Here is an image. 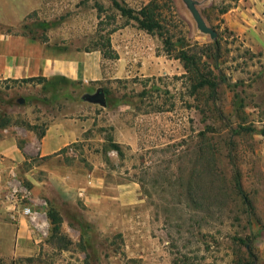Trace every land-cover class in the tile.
<instances>
[{
	"label": "rangeland",
	"instance_id": "374dc122",
	"mask_svg": "<svg viewBox=\"0 0 264 264\" xmlns=\"http://www.w3.org/2000/svg\"><path fill=\"white\" fill-rule=\"evenodd\" d=\"M28 1L24 18L5 13L19 24L0 31L101 52L105 71L92 84L0 83V127H36L42 136L56 112L94 120L63 161L32 163L68 165L70 195L52 182L34 199L48 213L65 205L67 217L102 219L104 250L120 252L124 264H244L247 245L264 264L263 0H192L216 40L185 0H119L156 12L172 55L111 0ZM181 51L192 58L187 68L176 58ZM99 91L105 107L87 100ZM37 177L49 180L45 170ZM57 243L69 244L64 236Z\"/></svg>",
	"mask_w": 264,
	"mask_h": 264
},
{
	"label": "crops",
	"instance_id": "0c3cea01",
	"mask_svg": "<svg viewBox=\"0 0 264 264\" xmlns=\"http://www.w3.org/2000/svg\"><path fill=\"white\" fill-rule=\"evenodd\" d=\"M26 7H31L28 0L17 1L12 6L11 0H4L0 9V25L10 28L17 26L19 23L12 21L10 15L6 16L5 13L19 10L23 13L20 17L24 18ZM259 10L262 13L259 26L264 30V0ZM121 61H118L119 65ZM103 67L101 52L58 50L38 38L0 31V83L24 85L38 82H27L29 80L43 78L47 81L65 79L92 84L104 79ZM118 70H121V66ZM53 119L42 137L36 127L26 129L17 124L0 127V264H124L120 252L104 250L106 235L98 228L106 225L102 219L75 220L66 216L65 205H52L61 216L59 236L66 238L70 244L67 247L57 243L58 237L53 234V224L49 218L50 236L44 239L34 232L29 218L23 214V208L29 205H13L8 201L12 175L31 185L29 189L33 198L45 195V184L52 182L61 194L70 195L67 184H71L67 182V173L71 169L68 165L61 163L46 168L44 164L32 163H42L37 161L44 159L63 161L64 152L82 141L94 120L80 118L73 113L57 112ZM40 170L48 172L49 180L46 183L37 177ZM70 206L72 210L82 212L79 205ZM112 225L115 226L114 223ZM72 230L77 233L72 234Z\"/></svg>",
	"mask_w": 264,
	"mask_h": 264
},
{
	"label": "trees",
	"instance_id": "16d2710c",
	"mask_svg": "<svg viewBox=\"0 0 264 264\" xmlns=\"http://www.w3.org/2000/svg\"><path fill=\"white\" fill-rule=\"evenodd\" d=\"M111 1L113 2L114 7L118 10V12L121 14L123 18L135 22L140 28V30L145 31L148 34L157 35L162 40L169 55H172L175 52V50L173 49L174 42L172 41L171 38L166 37L165 33L163 32L162 24L159 22V17L156 16V12L153 10H150L148 12V9H150V7H146L140 11H135L127 7L124 3H120L119 0H111ZM176 56L177 59L184 62L186 68H187V63L192 61V58L189 57L185 51H181V53ZM35 81L46 82L47 80L40 78V79H32L27 82H35ZM204 84L207 83H203L202 85ZM211 85H212V89H216L217 85L214 84ZM43 135L44 133L42 134V136ZM237 188L241 196L246 198V194L244 192L240 179L237 180ZM48 218L53 224V229H54L53 234L59 237L61 222H62L60 214L55 209H51L48 213ZM247 250H248L249 261H247L244 264H257V258L253 254L251 246L247 245Z\"/></svg>",
	"mask_w": 264,
	"mask_h": 264
},
{
	"label": "built area",
	"instance_id": "2783aa9c",
	"mask_svg": "<svg viewBox=\"0 0 264 264\" xmlns=\"http://www.w3.org/2000/svg\"><path fill=\"white\" fill-rule=\"evenodd\" d=\"M11 177L13 181L9 183L8 201L13 205H29L23 208V214L29 218L34 232L38 233L41 238H49L51 225L46 210L47 203H38L32 197L29 187L22 180L18 179L15 175Z\"/></svg>",
	"mask_w": 264,
	"mask_h": 264
},
{
	"label": "water",
	"instance_id": "95a60500",
	"mask_svg": "<svg viewBox=\"0 0 264 264\" xmlns=\"http://www.w3.org/2000/svg\"><path fill=\"white\" fill-rule=\"evenodd\" d=\"M185 2L187 3L191 13L193 14L194 19L198 25V28L203 33L210 35L212 40H216L217 36H218L216 31H214L213 29H211L210 27L207 26V24L205 23V21L201 17L200 13L196 9L194 2L192 0H185ZM87 100L93 104H100L103 107L106 106V97L102 91H99L97 94H95L93 96H89L87 98ZM19 103L23 105L25 103L24 99H20Z\"/></svg>",
	"mask_w": 264,
	"mask_h": 264
}]
</instances>
